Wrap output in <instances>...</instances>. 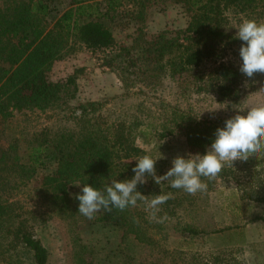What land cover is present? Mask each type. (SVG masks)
Instances as JSON below:
<instances>
[{"label":"trees","instance_id":"obj_1","mask_svg":"<svg viewBox=\"0 0 264 264\" xmlns=\"http://www.w3.org/2000/svg\"><path fill=\"white\" fill-rule=\"evenodd\" d=\"M176 5L189 15L187 25L174 34L166 29L149 35L146 28L151 9ZM259 8L264 10V0H68L67 5L65 0H0V119L12 117L15 111H45L63 98H74L78 90L76 74L81 69L66 80H51L49 73L57 60L75 51L76 44L92 53L108 51L104 65L117 72L123 96H130L137 86L156 88L165 77H170L179 81V86L203 89L208 84L220 101L241 104V86L246 76L240 71L241 65L225 60L232 47L231 34L225 27L226 12L235 9L246 13ZM123 16L135 21L136 29L129 42L119 43L108 22ZM208 61H213V66L207 70ZM105 103L106 100H89L75 107V118L84 122L79 130L52 133L44 128L25 143L19 140L0 147L1 261L22 264L19 257H14L21 250L30 252L35 264H49L50 260L42 239L27 219L15 211L18 202L11 198L16 191L34 181L36 188L50 196L58 209L66 211L71 208L72 183L103 189L113 180L134 177L136 159L144 155L135 133L138 121L109 122L99 113ZM172 116L171 121L185 129L191 148L201 155L211 146L216 130L233 117L223 119L220 126L198 121L191 115L172 113ZM150 125L149 122L146 127ZM160 126L163 131L157 132L158 135L173 133L168 122ZM139 132L146 133L144 128ZM49 166L54 167L43 172ZM257 166L264 174V159H258ZM232 174L233 169L226 167L218 177ZM137 190L149 199L171 190L172 198L160 206L157 217L176 213L180 197L173 194L178 189L170 186L163 189L151 180L138 185ZM248 197L264 204V177H257ZM141 205L143 202L138 201L136 207L129 206L123 211L101 210L93 220L113 223L145 240L149 238L145 225L155 227L160 223L144 219L139 210ZM258 218L264 220V215ZM181 230L195 236L205 233L187 223ZM167 254L171 260H161L159 264H180L178 259L185 258L188 252L175 249ZM190 256L184 264H222L221 255L208 261L198 260L194 253ZM79 260L92 264L83 257Z\"/></svg>","mask_w":264,"mask_h":264},{"label":"rangeland","instance_id":"obj_2","mask_svg":"<svg viewBox=\"0 0 264 264\" xmlns=\"http://www.w3.org/2000/svg\"><path fill=\"white\" fill-rule=\"evenodd\" d=\"M65 3L67 5L68 0ZM63 6L59 4V7ZM165 11L170 12L166 14L167 22ZM226 14L225 27L231 34L232 47L225 60L242 65L239 49L244 42L237 38L238 27L245 19L264 21V10L259 8L245 13L229 9ZM149 18L146 28L149 35L166 29L169 34H174L190 19L180 5L166 9L153 7ZM173 19L177 23H170ZM108 23L119 43L133 38L136 23L132 19L123 16ZM106 53H92L85 46L76 44L75 51L57 60L49 73L51 80H66L81 69L76 74L78 90L75 97L63 98L45 111H15L12 117L0 119V147L5 148L19 140L25 143L44 128L52 133L79 130L84 122L75 118V107L89 100H106L99 113L109 122L119 119L130 123L138 121L139 126L135 127L137 143L144 155L161 156L155 167L156 174L163 176L173 166L172 161L177 156L187 158L189 154H200L189 145L185 129L171 121L172 113L191 115L198 121L222 126L223 119L238 113L246 115L249 108L264 104V73L245 78L241 86L242 102L238 105L220 101L208 84L203 89L179 86V81L170 77H165L156 88L137 86L130 96H123L124 89L117 72L104 65ZM212 66L213 61L205 63L207 70ZM149 122L151 125L146 127ZM163 122L173 127V133L162 137L157 132L163 131L160 126ZM141 128L146 133L141 134ZM257 164L256 157H250L246 162H234L233 167H227L233 169L234 174L226 178L217 177L214 183L206 180L207 191L196 195L178 189L173 194L180 197L176 213L167 216L163 223L158 222V226L145 225L149 237L145 240L136 238L134 233L125 232L113 223L94 221L80 214V201L76 199L82 194L80 182H74L69 187L72 203L66 211L58 209L50 196L36 188L34 181L16 191L11 201L18 202L16 213L27 219L48 248L49 264H83L80 257L92 264H159L161 260H171L167 251L175 249L188 252L185 258L181 256L178 259L180 264L187 262L191 253L203 261L221 255L222 264H264V220L258 218L264 215V204L248 197L257 177H264L262 168ZM53 167L49 166L43 172H49ZM151 180L154 179L148 176L147 183ZM159 185L163 189L170 186L167 181ZM139 210L144 219L152 220L145 205H141ZM186 223L205 233L198 236L184 233L181 227ZM14 257H19L22 264H35L30 252L21 250ZM0 264L7 263L0 260Z\"/></svg>","mask_w":264,"mask_h":264},{"label":"clouds","instance_id":"obj_3","mask_svg":"<svg viewBox=\"0 0 264 264\" xmlns=\"http://www.w3.org/2000/svg\"><path fill=\"white\" fill-rule=\"evenodd\" d=\"M237 38L244 42L239 49L241 73L248 78L264 73V21L243 20ZM250 157L264 159V104L249 108L246 115L238 113L226 120L225 126L216 130L206 154H189L187 158L177 156L163 176L156 174L155 167L161 156L145 154L136 159L138 163L132 169L135 175L131 179L113 180L103 189L84 184L82 194L76 196L80 201L79 213L93 219L101 210L111 212L115 208L123 211L129 206L136 207L140 201L150 210V219L163 223L167 216L158 219L157 214L161 211L160 206L172 198V193L155 195L151 199L143 195L137 187L146 184L148 176L156 184L167 181L171 188L196 195L207 191L206 180H215L226 167H233L236 161L246 162Z\"/></svg>","mask_w":264,"mask_h":264},{"label":"crops","instance_id":"obj_4","mask_svg":"<svg viewBox=\"0 0 264 264\" xmlns=\"http://www.w3.org/2000/svg\"><path fill=\"white\" fill-rule=\"evenodd\" d=\"M170 10H172V9H170ZM170 10H169V11H170ZM169 13H170V12H169ZM169 13H168L167 11L164 12V16H165V21H166V22H167L166 14L168 15ZM173 22H174V23H177V21H175L174 19L170 21V23H173ZM166 24H167V23H166ZM156 26H158L157 24H155V28H158V27H156ZM152 28H154V27H152ZM151 30H152V29H151ZM153 30H154V29H153Z\"/></svg>","mask_w":264,"mask_h":264}]
</instances>
